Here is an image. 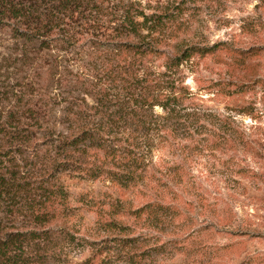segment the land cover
Listing matches in <instances>:
<instances>
[{
	"label": "trees",
	"instance_id": "trees-1",
	"mask_svg": "<svg viewBox=\"0 0 264 264\" xmlns=\"http://www.w3.org/2000/svg\"><path fill=\"white\" fill-rule=\"evenodd\" d=\"M146 10L142 0H0V264H35L26 252L53 224L75 238L69 179L110 191L107 203H87L107 229L144 220L181 254L211 249L204 234L228 229L225 209L179 158L244 144L230 109L209 107L187 83L196 57L225 44H186L179 28L168 32L175 14ZM213 86L214 97L230 95ZM128 193L143 203L133 209ZM105 246L103 264L118 253Z\"/></svg>",
	"mask_w": 264,
	"mask_h": 264
},
{
	"label": "rangeland",
	"instance_id": "rangeland-1",
	"mask_svg": "<svg viewBox=\"0 0 264 264\" xmlns=\"http://www.w3.org/2000/svg\"><path fill=\"white\" fill-rule=\"evenodd\" d=\"M142 3L147 13L175 14L168 32L179 28L186 44L201 47L225 44L214 54L196 57L198 68L187 73V83L204 98L211 97L209 107L223 114L230 109L228 112L236 116L245 133L244 144L230 152L213 150L194 157L186 153L179 158H188L189 171L198 177L211 202L218 199L225 209L218 214L227 217L224 221L229 223L228 229L204 234L202 240L211 249L203 251L197 246L187 255L181 254L175 248L163 247L170 236L157 232L144 220L123 218L124 225L131 229L125 232L107 229L87 203L88 199L107 203L110 191L99 182L69 179L66 185L71 194L70 205L79 212L73 220L78 233L73 239L61 226H48L47 233L31 241L35 246L26 254L37 261L35 264L87 261L103 264L99 253L109 245L112 253H118L116 257H108L105 264H264V0H142ZM4 38L3 46L7 39ZM254 49L259 51L245 56L246 51ZM219 81L230 95L209 94V88L215 93L221 88L213 86ZM163 158L168 162L179 159L171 151ZM127 197L133 209L143 203L130 193ZM125 239L132 241L131 245H116ZM226 245L228 249L217 250ZM122 253H129L134 262L118 260Z\"/></svg>",
	"mask_w": 264,
	"mask_h": 264
}]
</instances>
